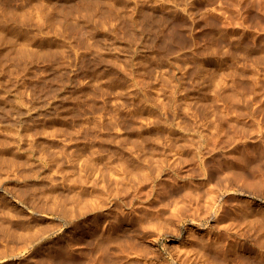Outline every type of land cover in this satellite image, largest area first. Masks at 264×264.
I'll return each instance as SVG.
<instances>
[{
	"label": "rangeland",
	"instance_id": "rangeland-1",
	"mask_svg": "<svg viewBox=\"0 0 264 264\" xmlns=\"http://www.w3.org/2000/svg\"><path fill=\"white\" fill-rule=\"evenodd\" d=\"M239 136L264 0H0V264H264V168L199 166Z\"/></svg>",
	"mask_w": 264,
	"mask_h": 264
},
{
	"label": "bare ground",
	"instance_id": "bare-ground-1",
	"mask_svg": "<svg viewBox=\"0 0 264 264\" xmlns=\"http://www.w3.org/2000/svg\"><path fill=\"white\" fill-rule=\"evenodd\" d=\"M234 124H236V123H234ZM232 125V126H236V125ZM239 124V123H238ZM242 124V123H241ZM244 124V123H243ZM240 125V124H239ZM246 125H248V124H246ZM219 126V125H218ZM217 125H216V127H218ZM224 126V125H223ZM218 127L217 128V130L215 129V131H214V134L215 133H218V135L219 134H225V135H227V134H229V132L228 131H234V129L236 130L237 129V127L236 128H231V127H229V128H224V127ZM242 126V128H243V126L244 125H241ZM240 126V127H241ZM227 127V126H226ZM248 127H250V126H248ZM248 127H246V128H248ZM251 128V127H250ZM244 129H245V127H244ZM249 129V128H248ZM247 129V130H248ZM205 130H208V129H205ZM238 130H239V128H238ZM211 131V130H210ZM237 131V130H236ZM250 131V130H249ZM261 132H262V130H260ZM205 132V131H204ZM243 132V129L241 130V133ZM245 132V131H244ZM205 133H207V131L205 132ZM233 133V132H232ZM231 133V134H232ZM237 133V132H236ZM235 133V134H236ZM248 133V132H247ZM213 134V135H214ZM221 134V136H223ZM234 134V133H233ZM232 134V135H233ZM239 134V133H238ZM238 134H236L237 136H238ZM243 134V133H242ZM207 135V134H206ZM217 135V134H216ZM232 135H229L231 138H233V137H235V136H232ZM205 136V135H204ZM209 136V135H208ZM221 136H219V137H221ZM242 136H244V134L242 135ZM247 136V134L245 135V137ZM206 137V136H205ZM204 137V138H205ZM211 137V136H210ZM209 137V138H210ZM214 137H215V135H214ZM218 137V136H217ZM216 137V138H217ZM230 137L227 139V140H219V144H220V147H221V149L223 148V147H228V148H226V150H224V152H221V150H220V152H218V151H215V149H216V147H217V143H215V139H214V142L213 143H215L214 144V146H213V148H211V149H213L214 150V152H212L209 156H207L206 157V154H207V152L206 151H203V154H202V156H201V158L202 159H198L199 160V163H200V165L199 166H201V172H202V175L204 174L205 176H204V178H206V181L208 182V181H211L212 179H214V178H217L218 177V182L220 183L221 182V178L219 177V175H221V173H222V175H223V171H224V169L226 168V170H227V168H228V170H231V168L234 170L235 168L236 169H240V171L238 170V171H236V169H235V171L236 172H240V175L242 174V173H244L245 175H247L246 177H248V175H249V177L250 178H252L253 179V175H251V174H254V173H256V171H258L259 169H262L263 170V168H264V149H262V150H260L261 148H262V145L258 148V146H257V144H255V141H254V143L253 144H255V146H257L256 148L253 146V144L251 145L250 144V146H249V144L248 143H250V142H246V140H244V138H243V140L240 138L241 136H239V138L241 139H235V142H234V140H230ZM222 138V137H221ZM220 138V139H221ZM236 138V137H235ZM260 138V137H259ZM210 139H212V138H210ZM203 140V139H202ZM205 140V139H204ZM206 140H208L207 139V137H206ZM206 140H205V142H206ZM258 141L260 140V139H257ZM262 140V139H261ZM209 141V140H208ZM218 141V139H216V142ZM252 141V142H253ZM258 141H256L257 143H258ZM263 141V140H262ZM210 142L211 141H209L208 143L210 144ZM261 142V141H260ZM207 143V144H208ZM259 144H261V143H259ZM204 145V144H203ZM216 145V146H215ZM229 145V146H228ZM210 146H211V144H210ZM210 146H208V147H210ZM264 146V145H263ZM207 147V145L206 146H204V148L202 149V150H204L205 148ZM207 147V148H208ZM255 148V149H254ZM200 150V149H199ZM202 150H200L201 151V153H202ZM207 151H208V149H206ZM239 151V153H238V158H240V159H238L236 156H234V155H232L233 153H231L232 151H234L235 153H236V151ZM231 153V154H230ZM208 154H209V152H208ZM242 155V157H241V155ZM201 155V154H200ZM236 155V154H235ZM199 156V155H198ZM240 156V157H239ZM200 157V156H199ZM198 157V158H199ZM234 157H236V158H234ZM231 158V159H230ZM215 160L216 162H218L219 164H220V169L218 168V170H216V171H214V169H216V167L217 166H215V164H214V166H212V168L213 167H215L214 169H211L212 171H210L209 169H208V167H209V165L207 166V164L210 162L209 160ZM209 161V162H208ZM215 162V163H216ZM212 163L210 162L209 164H210V166L212 165ZM218 163H216V164H218ZM229 163H231V165L229 166ZM219 166V165H218ZM225 170V171H226ZM214 171V172H213ZM264 171V170H263ZM262 171V172H263ZM176 172V171H175ZM231 172H232V170H231ZM230 172V173H231ZM260 173H261V170L259 171ZM233 173V172H232ZM231 173V174H232ZM175 174H177V172L175 173ZM224 174H225V172H224ZM239 174V173H238ZM236 175H237V173H236ZM251 175V176H250ZM257 175V174H256ZM260 175H262V173L260 174ZM264 175V174H263ZM175 176V175H174ZM177 176V175H176ZM225 176H226V178H227V180L229 181V183H234V184H236V183H238V180H239V178H241V176H237V177H235V178H233L234 176H233V174H232V176L233 177H231V175L229 174V172H227V174H225ZM254 176H255V174H254ZM239 177V178H238ZM243 177H245V176H243ZM246 177H245V179H246ZM256 177V176H255ZM259 176H257V178H256V180H259L260 181V179H263L264 177H261L260 179L258 178ZM224 177H222V179H223ZM236 178H238L237 180H236ZM249 179V178H248ZM248 179H246V180H248ZM170 180V179H169ZM172 180H174V179H172ZM243 180V179H242ZM241 180V181H242ZM246 180H244V181H246ZM186 181H188V180H186ZM185 181V182H186ZM228 181H226L227 183H228ZM263 181H264V179H263ZM218 182L216 181L215 182V184L217 185L218 184ZM186 183H188V182H186ZM191 183V182H190ZM189 183V184H190ZM205 183V182H204ZM241 183V182H240ZM239 183V184H240ZM245 183V182H244ZM261 183H262V180H261ZM221 185H222V182L220 183ZM226 184V183H225ZM230 184V185H231ZM264 184V183H263ZM190 185H192V184H190ZM194 185V184H193ZM221 185H220V187H221ZM224 185V184H223ZM243 185V184H242ZM245 185V184H244ZM201 186V185H200ZM226 186H228V184H226ZM234 186V185H233ZM236 186L240 189V186H238V184H236ZM197 187V186H196ZM224 187V186H223ZM246 187V186H245ZM211 188V187H210ZM217 188H218V186H217ZM209 189V188H208ZM214 188H212V191H214L213 190ZM230 189V188H229ZM241 189H243L242 187H241ZM206 191V190H205ZM209 191H211V189L209 190ZM206 194V193H205ZM208 198V197H207ZM211 197H209V199H210ZM214 199V198H213ZM212 199V200H213ZM212 202V201H211ZM211 202L209 203V205L208 206H210V204H211ZM214 202L215 201H213V204H214ZM207 203H208V201H207ZM199 205V204H198ZM206 206H207V204H206ZM200 206H198V208H199ZM225 211H227V210H225ZM184 212V211H183ZM226 213V212H225ZM229 213V212H228ZM227 213V214H228ZM230 214V213H229ZM220 215H222V214H220ZM217 216V215H216ZM215 216V217H216ZM133 217V216H132ZM218 217V216H217ZM220 217V216H219ZM222 217V216H221ZM134 218L136 219V217L134 216ZM191 218H193V217H191ZM190 218V219H191ZM134 219V221H136ZM222 219V218H221ZM220 219V220H221ZM224 219V218H223ZM222 219V220H223ZM192 220V219H191ZM203 220V219H202ZM199 224H201V222H199ZM201 226V225H200ZM225 227V226H224ZM223 227V228H224ZM145 228H143V230H144ZM222 229V228H221ZM142 230V231H143ZM220 230V229H219ZM141 231V230H140ZM221 231V230H220ZM225 232H226V234H227V231L228 230H226V227H225V230H224ZM224 231H223V233H221V234H224ZM144 232V231H143ZM222 232V231H221ZM145 233V232H144ZM222 236V235H221ZM193 241H195V240H192V242ZM191 242V243H192ZM198 242V241H197ZM196 243V241L194 242V244ZM200 243V242H199ZM196 245H198V244H196ZM208 246V245H207ZM211 246V245H210ZM211 250V249H210Z\"/></svg>",
	"mask_w": 264,
	"mask_h": 264
}]
</instances>
